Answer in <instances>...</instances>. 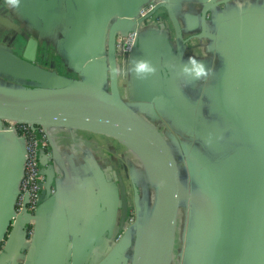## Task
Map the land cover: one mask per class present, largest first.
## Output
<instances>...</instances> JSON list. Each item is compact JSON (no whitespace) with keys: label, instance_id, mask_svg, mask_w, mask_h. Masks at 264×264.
Returning <instances> with one entry per match:
<instances>
[{"label":"crops","instance_id":"0c3cea01","mask_svg":"<svg viewBox=\"0 0 264 264\" xmlns=\"http://www.w3.org/2000/svg\"><path fill=\"white\" fill-rule=\"evenodd\" d=\"M89 1L92 15L79 0H21L19 9L0 0V65H14L18 73L35 65L53 76L80 78L72 52L77 24H83L93 48L103 18L126 0ZM165 1L180 21L182 52L162 6L158 18L146 20L129 63L150 60L156 75L141 81L129 74L119 87L124 100L162 128L183 162L177 264H264V0H225L210 8L206 26L208 0ZM30 37L38 42L34 60L25 56ZM190 55L213 69L209 80L186 84L179 69ZM16 74L0 67V90L33 95L48 89ZM50 130L56 140V161L49 166L55 193L39 207L33 243L25 239L26 220L18 227L11 221L0 264H37L48 251L55 252L52 264H133L157 199L153 174L114 137ZM13 138L0 130V237L10 219L9 195L20 162ZM138 207L142 220L129 224L130 210Z\"/></svg>","mask_w":264,"mask_h":264},{"label":"water","instance_id":"95a60500","mask_svg":"<svg viewBox=\"0 0 264 264\" xmlns=\"http://www.w3.org/2000/svg\"><path fill=\"white\" fill-rule=\"evenodd\" d=\"M79 1L87 11V15H92L91 2L89 0ZM150 1L143 0L137 3L136 0H126L120 8L112 10L109 16L103 18V30L100 32L101 35L97 36L93 48H90L84 39L83 24L81 22L77 24L76 43L72 52L77 55L79 61L80 78L53 76L49 71L35 65L18 68L19 74L14 65H0L2 68L15 69L16 75L29 77L48 86L45 93L33 95L20 94L23 92L18 90H16L17 94L8 93L9 89L0 90V130L3 133H12L13 141L20 148L18 174L9 195L12 203L10 219L5 225V232L0 237V255L8 251L7 246L11 234H7V230L11 221H13L14 227L20 225L21 219H25L28 225L32 224L31 234L29 228L22 229L27 242H34L39 207L42 201L54 194L56 190L53 189L49 178V166H53L56 161V140L50 129L66 127L114 137L142 159L157 181L158 192L153 212L144 227L145 233L141 247L133 264L178 263L182 249L181 232L178 250H176V241L183 191L181 170L177 159L179 157L162 128L150 116L136 110L131 102L124 100L119 87L120 78H113L109 71L111 67H129L130 57L138 46L146 24L141 26L133 49L126 55L124 65L121 64L122 61L117 51L116 37L118 33H126L137 25L136 16L139 15L140 8ZM155 1L156 5L151 14L155 13L158 18V9L162 6L168 9L177 31L178 50L182 52L185 40L173 5L165 0ZM223 2L225 0H208L206 2L203 9L204 26L207 25L206 16L210 8ZM37 44L34 37L29 38L25 52L27 58L35 59ZM164 75L166 86L170 87L171 79L166 70H164ZM11 121L30 124L33 127L43 126L50 136L54 151L53 160L48 156L41 157L42 171L46 175V182L41 202L35 214L31 215L25 212L14 220L16 195L19 192L18 185L23 175L25 160V136H20L14 128L7 125ZM135 212L133 222H129L127 219L129 224L135 225L142 220L143 216L139 207L135 208ZM54 253V251H48L37 261V264H52Z\"/></svg>","mask_w":264,"mask_h":264},{"label":"built area","instance_id":"2783aa9c","mask_svg":"<svg viewBox=\"0 0 264 264\" xmlns=\"http://www.w3.org/2000/svg\"><path fill=\"white\" fill-rule=\"evenodd\" d=\"M156 5L155 0L144 4L140 8V13L137 15V25L129 29L126 33H118L116 37L117 51L119 53L121 64L124 65L126 55L133 49L138 38L140 28L145 24L146 20L156 17V14H151ZM11 128H14L20 136H25V160L23 167V175L19 181V192L16 195L15 210L13 220L17 216L25 212L31 215L35 214L45 188L46 175L42 171L41 157L48 156L53 160L54 151L49 134L43 126L36 125L33 127L30 124L11 121L7 123ZM135 209H131L128 221L135 220ZM30 234L33 225L29 226ZM1 248V247H0Z\"/></svg>","mask_w":264,"mask_h":264},{"label":"clouds","instance_id":"9594fccd","mask_svg":"<svg viewBox=\"0 0 264 264\" xmlns=\"http://www.w3.org/2000/svg\"><path fill=\"white\" fill-rule=\"evenodd\" d=\"M6 3L11 8L19 9L21 0H6ZM109 71L113 78H126L129 74H132L137 80L143 81L151 76H155L157 67L150 60L134 58L130 67H111ZM179 71L184 77L186 84L207 81L213 75V69L209 68L203 60L197 59L194 55H190L188 59L180 65Z\"/></svg>","mask_w":264,"mask_h":264},{"label":"trees","instance_id":"16d2710c","mask_svg":"<svg viewBox=\"0 0 264 264\" xmlns=\"http://www.w3.org/2000/svg\"><path fill=\"white\" fill-rule=\"evenodd\" d=\"M179 161V165H180V170H181V176H182V187H183V191H182V198L184 196V178H183V167H182V162L179 158H177ZM180 232H181V222L179 221V228L177 231V241H176V250H178L179 246H180Z\"/></svg>","mask_w":264,"mask_h":264},{"label":"flooded vegetation","instance_id":"af4514ba","mask_svg":"<svg viewBox=\"0 0 264 264\" xmlns=\"http://www.w3.org/2000/svg\"><path fill=\"white\" fill-rule=\"evenodd\" d=\"M131 211V210H130Z\"/></svg>","mask_w":264,"mask_h":264}]
</instances>
